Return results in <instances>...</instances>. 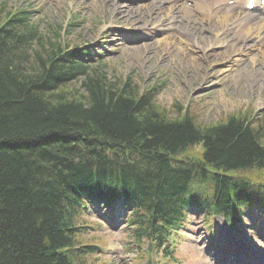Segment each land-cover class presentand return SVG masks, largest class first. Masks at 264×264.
Masks as SVG:
<instances>
[{
  "label": "trees",
  "instance_id": "16d2710c",
  "mask_svg": "<svg viewBox=\"0 0 264 264\" xmlns=\"http://www.w3.org/2000/svg\"><path fill=\"white\" fill-rule=\"evenodd\" d=\"M12 20L0 27V264H87L94 248L79 243L78 205L109 183L135 192L144 209L136 235L151 238L155 220L177 214L196 177L207 179L198 167L264 166V127L246 116L205 125L171 116L152 90L92 74ZM80 76L78 92L69 85ZM198 144L202 164L176 159ZM216 180L222 195L241 186Z\"/></svg>",
  "mask_w": 264,
  "mask_h": 264
},
{
  "label": "rangeland",
  "instance_id": "374dc122",
  "mask_svg": "<svg viewBox=\"0 0 264 264\" xmlns=\"http://www.w3.org/2000/svg\"><path fill=\"white\" fill-rule=\"evenodd\" d=\"M131 1L0 0V17L5 16V12L14 7L31 8L34 12L33 21L40 25L44 41L47 38L46 42L61 41L64 46L100 50V55H93L105 61L98 73L105 74V77L112 81L121 82L130 77L140 88L159 84L160 92L156 103L165 108L171 116L176 113L187 114L205 125L224 121L229 115L241 114L249 117L253 126H257V121L264 123V73H236L230 67H236L244 61L240 53L231 56V59H225L231 52V48L227 50L226 46L206 51V57L202 52L198 55L188 54L185 49L187 46L179 42L180 38L189 39L203 48L211 43L215 44L214 38L219 32L212 27V34H207L199 28L195 29L196 36L184 28L183 33L163 32L146 41L143 38L137 39V32H129L122 37L118 30H128L129 18L132 20L130 22L136 24L135 28L140 33L145 26L149 28L155 21L153 17L146 15L147 9L144 7L135 9L130 15L115 14L118 5L132 4ZM75 15L84 17L85 21L78 20L80 23L76 26H68V22ZM112 23L114 25L109 26ZM213 50L215 53H211ZM201 55L202 59H196ZM31 57L33 58V55ZM82 81L75 80L69 86L80 92ZM194 149L197 153L200 147L194 146ZM199 212L191 216L187 228L183 231L184 237L190 240L192 249L191 252L188 251L187 245L182 249L184 262L218 263L221 260L220 253L215 245L210 244L209 223ZM87 215L82 217V221H89L90 224L88 228H80L79 243L85 245L93 241L95 244L110 246V251L107 250L106 253L101 251L91 256L88 254L87 264H155V259L148 262L149 257L146 254L138 255L133 232L129 230L131 227L125 219L118 221L117 228L105 222L99 226L95 215ZM255 219L257 221L253 222L257 223L258 218ZM216 220L220 221L218 218ZM87 229L90 231L86 233ZM218 236L226 238L229 234L220 233ZM204 244L207 245L206 248H203Z\"/></svg>",
  "mask_w": 264,
  "mask_h": 264
},
{
  "label": "bare ground",
  "instance_id": "6f19581e",
  "mask_svg": "<svg viewBox=\"0 0 264 264\" xmlns=\"http://www.w3.org/2000/svg\"><path fill=\"white\" fill-rule=\"evenodd\" d=\"M161 5V2L159 3ZM231 11V8H229L228 12L224 15V17L222 18L223 21H227L229 19L228 17V13H230ZM258 17L256 16H247L246 18L242 19L241 21L237 22L235 24V26H240L242 22L244 23H252L253 24V27H255V25H257V22H253L255 20H257ZM195 35V34H194ZM196 36V35H195ZM205 36V35H203ZM257 35H252V33H250L249 37H256ZM206 57L208 56V54L205 55ZM196 59H202V56H198ZM259 64L258 66L256 64ZM257 63H251L250 66H252L253 64V67H250L251 69V74L255 75L254 73H261V72H256L258 71L257 69H261L263 72H264V55L262 56V58L259 60V62ZM248 67H244L243 69H241L242 71H246ZM257 85V84H256ZM245 87V86H244ZM101 180H103V176L101 177ZM159 235V234H157Z\"/></svg>",
  "mask_w": 264,
  "mask_h": 264
}]
</instances>
